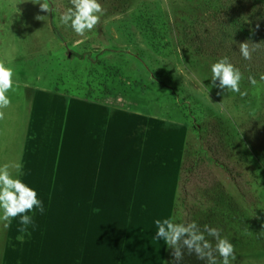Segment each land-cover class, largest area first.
<instances>
[{
  "label": "rangeland",
  "instance_id": "obj_1",
  "mask_svg": "<svg viewBox=\"0 0 264 264\" xmlns=\"http://www.w3.org/2000/svg\"><path fill=\"white\" fill-rule=\"evenodd\" d=\"M38 2L43 0H0V62L18 69V80L35 81L54 96L48 120L36 115L30 125L19 177L37 192L44 212L25 214L39 226L64 221L50 217V210H61L113 236L123 230L128 238L125 260L52 261L169 264L171 249L154 239V221L174 218L221 229L235 247L233 264H264V65L243 59L238 35H227L230 17L264 33V0H99L106 12L83 37L60 23L70 0H48L49 13ZM221 30L227 35L222 40ZM225 56L243 74L240 93L210 87L211 65ZM96 102L113 107L105 108L110 118L96 114L93 132L84 124L92 120L81 121L77 109L67 114V104ZM44 124L58 134L55 144L60 133L65 146L82 139L94 146L100 136L98 151L82 153L83 164L78 158L77 182L66 180L76 188L64 181L57 187L52 173L44 175ZM19 221L11 222L5 264L28 258L27 234L17 240ZM119 247L117 242L103 255L116 257ZM84 251V257L102 256L100 248ZM182 264L203 262L186 255Z\"/></svg>",
  "mask_w": 264,
  "mask_h": 264
},
{
  "label": "crops",
  "instance_id": "obj_2",
  "mask_svg": "<svg viewBox=\"0 0 264 264\" xmlns=\"http://www.w3.org/2000/svg\"><path fill=\"white\" fill-rule=\"evenodd\" d=\"M17 70L13 68L12 79L14 90H9L6 93L8 98L11 100V105L7 109H4L5 118L3 120H0V166L12 162L22 163L24 148L26 146V140L28 138V131L31 123L36 120V115L38 116L43 114V117L46 116L48 120L50 114L52 113V105L47 104V102L49 97H54L53 92L41 88L35 81H26L21 79L18 80L16 78V76H19L18 74H16ZM19 78L21 77L19 76ZM96 103L67 104V114L69 115L73 108H75V110L77 109L80 117L83 116L80 119L81 121L84 119V117H86L87 120H92L88 122V125L87 123L84 124L87 127V129L85 130H88V128L91 127L89 129H91L93 132L96 130V127L99 126V123L97 122L98 120L96 119V114L100 113L101 117H103L104 114L107 113L105 108L109 109L113 107V104H108L107 102ZM68 107L70 108L69 110ZM135 109L136 110H134V108L131 109L123 107V110H126L127 112L130 111L134 113H140L142 115L148 114L147 111L141 108ZM93 114L94 117L91 118V115L93 116ZM68 115H66V117ZM107 115L110 118V114H106V117ZM67 120H69V118H66V123ZM93 124L95 125V127L93 126ZM74 126H76V124H73L69 127L71 128ZM81 126L83 127L82 124ZM46 127V124H44V126L42 125V130H45ZM50 127L51 126H49L48 128ZM103 127H106L105 124ZM52 128L54 127L52 126ZM66 128H68V126H66ZM47 129L44 135L45 147L43 150L44 152H49V154H47L48 157H43V159H41L44 169V175L46 176L47 173H52V180H55V186H57L61 181H64L66 184H69V186L76 188L77 183H75L76 186H74L73 182H77V177L81 176L79 172L82 173L81 168L79 170V164L77 163V160L85 151H90L91 153H96L98 151L97 144H99L98 141L100 139V136H96L94 146L88 144L85 145L83 143V137L81 138V142H77L72 146H65V144H63L65 138V136H63V133L59 134V143L55 144L54 142L52 143V141L56 136H58V134L49 132L47 131ZM99 132H102V128H100ZM48 134L49 136L47 137ZM64 134H66V132ZM46 140L50 142L49 145H47ZM89 140L90 139H88L87 141ZM102 146H104V144H102ZM55 147H57V151H55ZM53 157L55 162L54 165L52 163V165L50 166L49 163L52 162ZM80 159L81 160L78 161L81 162L80 164H83V156H81ZM73 170L74 173H72ZM12 172L15 178L20 177H17L15 170H12ZM71 176L73 178V182L70 181L68 183L66 180H68ZM95 178L96 177L94 176V179ZM82 196L83 195H81V193H78L76 191V200L81 201ZM62 199L65 202L63 197ZM49 212L51 214L50 217L57 216L62 218V216H65V220H59L57 224H50V220H43L42 225L38 226V224H35V228H33V226L31 225L28 226L26 232L28 258L22 260L23 264H56V261L52 260H125L124 252H126L125 249L128 238L126 236V232H124L123 230H121L122 233H120L118 236H113L107 228L105 229L98 224H92V220H89L90 222L85 221V224H83L80 216L79 220L77 221L76 216H71L70 214L65 215L66 212H63L62 215L61 210H59L58 213H55V209L50 210ZM89 217H92L91 214L89 215ZM11 225L12 224H10L9 227L5 228L3 226V223H0V264H5L6 262L5 253L8 235L10 232L9 229ZM117 242L120 243V247L119 250L114 249V251L116 250L119 252L118 256L115 257L114 255L113 257L103 255L106 250H111V248L109 249V246L111 247ZM31 246L33 247V249H31ZM87 247L90 248L91 251L89 252L91 253L97 252L100 248L102 251V256L84 257L82 255V251L85 252L84 249L87 250ZM66 255L68 256L66 257ZM12 262L13 261L10 260V264H12Z\"/></svg>",
  "mask_w": 264,
  "mask_h": 264
},
{
  "label": "clouds",
  "instance_id": "obj_3",
  "mask_svg": "<svg viewBox=\"0 0 264 264\" xmlns=\"http://www.w3.org/2000/svg\"><path fill=\"white\" fill-rule=\"evenodd\" d=\"M41 12L49 13L51 8L48 0L38 2ZM71 7L61 13L59 20L62 25L70 27L75 34L83 37L86 32H91L105 14L106 9L99 0H70ZM45 16H37L42 20ZM259 25H257V28ZM254 34V33H253ZM247 40L239 44V53L245 60H251L252 54L259 47V44L249 45ZM211 86L221 90H229L233 93H240V82L243 74L236 68L227 56L217 60L211 65ZM13 69L6 67L0 62V120L5 118L4 109L11 105V100L6 93L14 90ZM264 80V76H261ZM249 82L254 86L257 81L254 77H248ZM219 81L217 84L216 82ZM201 88H207L204 83ZM221 94L218 92V95ZM246 94V93H242ZM23 165L18 162L6 163L0 166V223L5 228L9 227L12 219L20 216L18 231L22 235L17 240L23 242V234L27 232L29 225L35 228L33 218L25 213L38 210L44 212L43 203L37 199V192L26 185L21 179L13 176L15 170L17 177L23 175ZM157 232L154 239L163 240L165 245L171 249L172 260L169 264H182L184 257L194 256L197 261L203 264H233L236 261L235 247L226 238L222 237L221 229L204 224L202 227L195 221L191 223H176L174 218L157 219L154 221ZM209 237L212 239L210 240ZM214 241V243H213Z\"/></svg>",
  "mask_w": 264,
  "mask_h": 264
},
{
  "label": "trees",
  "instance_id": "obj_4",
  "mask_svg": "<svg viewBox=\"0 0 264 264\" xmlns=\"http://www.w3.org/2000/svg\"><path fill=\"white\" fill-rule=\"evenodd\" d=\"M228 18L230 16H227ZM238 18V17H236ZM236 18H229V27H230V32L227 34L230 36V34L236 36L238 35V38L241 40V43L250 40L249 45L250 47L253 46V44H259V47L256 49V51L253 52L252 54V60L257 62L258 64H263L264 65V33H259V32H253L249 30L245 24V22H237L235 21ZM227 19V18H226ZM234 23V24H233ZM241 29H239V27ZM219 38L220 40L224 39L225 35L223 31L221 30L219 32ZM254 33V34H253Z\"/></svg>",
  "mask_w": 264,
  "mask_h": 264
}]
</instances>
